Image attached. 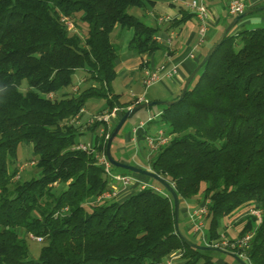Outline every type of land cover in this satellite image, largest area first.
Here are the masks:
<instances>
[{"label": "trees", "instance_id": "trees-1", "mask_svg": "<svg viewBox=\"0 0 264 264\" xmlns=\"http://www.w3.org/2000/svg\"><path fill=\"white\" fill-rule=\"evenodd\" d=\"M150 2L0 0V264H157L178 250L186 264H214L215 252L196 250L176 233L173 199L154 179L141 175L167 195L145 188L98 200L111 190L98 161L110 138L100 134L99 122L83 131V112L91 98L106 100L101 112L122 109L119 118L140 105L112 88L120 58L112 34L131 30L129 48L139 56L162 50L160 29L129 13ZM187 15L170 21V28L194 16ZM233 29L184 99L161 106L138 140L145 142L153 123L165 126L170 141L153 155L150 168L173 183L179 228L190 242L198 243L181 229L185 203L208 202L209 241L225 237L220 227L226 218L261 209V223L247 214L239 237L228 239L253 232L246 254L251 264H264V26ZM79 70L88 77L76 86L98 85L66 92ZM85 134L92 136L93 151L76 148ZM114 140L111 154L123 162L113 153ZM21 144L31 147L35 160L28 179L20 176ZM111 170L139 175L112 164ZM30 236L43 239L37 260L30 255Z\"/></svg>", "mask_w": 264, "mask_h": 264}, {"label": "crops", "instance_id": "crops-1", "mask_svg": "<svg viewBox=\"0 0 264 264\" xmlns=\"http://www.w3.org/2000/svg\"><path fill=\"white\" fill-rule=\"evenodd\" d=\"M151 2L149 5L143 10V18L146 19V24L152 27H158L160 30L157 34L158 41L163 45V49L156 52L154 55L147 57V56H139L134 51L136 55L134 58L128 59L125 62L119 58L117 62V73L118 75L127 74L128 70H133L132 75L133 79L129 83V88L134 87L136 85H143L142 78H143V67L149 69H156L164 64L167 65H178L179 71L178 74L172 79H165L159 83H163L166 91L168 92V98L165 97L163 99H155L153 101H172V99L179 93L180 89L186 78L192 73V71L196 68L197 63L199 62L201 56L204 54L205 50L210 46L226 29V27L233 21L235 17L229 15L228 13V4L231 0H204V3L208 7L211 16V23L209 26L208 33L206 35L205 42L199 46V22L196 16H192L187 18L184 21H181L178 25L170 28L171 24L170 21L177 20L180 21L182 18L187 17L188 13H191L188 8V3L191 0H181L177 3L172 2L171 0H150ZM246 6V10L248 9H264V0H242ZM245 10V11H246ZM162 17H170L171 20L169 22H160V18ZM264 26V10L255 11L254 13L250 14L246 18L242 19L233 31H237L241 28H258ZM131 31V30H130ZM171 34H174V38L170 45L166 43L168 37L170 38ZM132 37L129 35L127 36V44L124 45V49L130 50L129 43ZM122 47V50H124ZM190 53H193L194 58L191 59L189 57ZM128 56V53H127ZM149 64L142 65L143 62H148ZM122 66V69L119 71L118 68ZM143 66V67H141ZM158 84V83H157ZM153 87V86H152ZM132 95L135 96H142L136 92H131ZM129 97V98H130ZM128 97L125 99H129ZM124 99V98H123ZM146 102L150 100L145 99ZM85 115H87L88 110L85 108ZM85 115H83V121H85ZM157 117V116H155ZM88 135L90 138V143H93L92 136ZM81 140V138H80ZM127 142L133 143V138L128 136L126 137ZM81 142V141H80ZM85 143V142H84ZM131 146V144H129ZM128 149L124 146H120L116 149V157L117 159L126 162L132 163L130 160L125 159L122 156V152ZM130 161V162H129ZM135 177L141 182H150L149 179L146 177H142L141 175H135ZM137 188V189H134ZM134 188L130 189L129 191H123L124 193H132L138 191V186H134ZM134 189V190H133ZM129 193V194H130ZM128 194V195H129ZM127 196V195H126ZM125 197V196H124ZM196 203H185L181 208V229L185 233H187L191 238L199 243V245H203L201 239L196 237V235L192 232L191 229V220L189 218V213L192 208H196ZM248 213H244L241 216L237 217L234 221L225 220L224 227L225 230L222 233V236L227 238H237L239 237V233L241 232L244 223L241 221L247 216ZM206 228V227H205ZM207 235V232H205ZM199 238V239H198ZM197 243V244H198ZM214 264H238L239 262L235 260V258L229 254L228 252H215L212 254ZM228 257L234 259V262L231 263L228 261ZM171 262L172 264H186L187 259L183 258V252L178 250L172 252L163 262V264H167ZM197 264H203V262H199ZM240 264V263H239Z\"/></svg>", "mask_w": 264, "mask_h": 264}, {"label": "built area", "instance_id": "built-area-1", "mask_svg": "<svg viewBox=\"0 0 264 264\" xmlns=\"http://www.w3.org/2000/svg\"><path fill=\"white\" fill-rule=\"evenodd\" d=\"M174 3H177L181 0H171ZM188 8L194 16L198 19L199 22V46H201L206 39V35L209 30V26L211 23V16L208 10V7L204 3V0H191L188 3ZM246 10V6L242 0H231L228 4V13L229 15L236 17L242 14ZM171 20L170 17H162L160 18V22H169ZM69 27L72 28V24H69ZM174 38V34H171L169 40H167V44L170 45ZM189 57L191 59L194 58L193 53H190ZM146 63V62H145ZM179 68L178 65L175 64H164L156 69H149L146 68L144 70V77L142 79V84L144 88L147 90L154 86L155 84L165 80V79H172L178 74ZM79 86H76L74 91H78ZM133 98H136V104H142L145 101L144 96L137 97L132 95ZM122 113V109L115 107L112 111H106L105 113L98 114L93 116L88 120L86 123L87 126L93 125L96 122L102 123L100 133L101 135H105L106 140L110 137V129L115 125L114 122L120 114ZM79 118V117H78ZM77 118V120H78ZM152 120V118L148 119L147 122H140L138 126L134 128L135 137L133 138L136 140L138 138V134L141 130H143L147 124ZM170 141V136L166 135V129L160 128L157 131L156 135H147L145 138L146 146L150 153L158 151L162 146L166 145ZM77 149H81L84 151H93V145L91 143H84L80 142L77 146ZM99 163L104 166L106 173L110 178V186L111 190L104 192L98 200L102 199H114L120 198L119 196V189L115 187V185L120 187L121 191L130 190L134 186H138L139 190L145 188H151L156 193L167 195L165 191L158 186L150 185L145 182L139 181L135 175L132 174H118L114 173L111 170V163L109 162L106 153L98 155ZM173 186V183H172ZM248 215H252L256 217L258 223L262 221V210L258 209L257 207H253L249 209L247 212ZM208 214V202L204 205L197 206L196 208H192L189 213V218L191 220V229L192 232L199 237L202 243L205 246H212L224 250L226 252L233 253L237 255L240 259L247 261L248 264H251L248 256L246 254L247 249L249 248L250 242L254 237L253 232L247 233L244 237L238 238L235 240H229L228 238L224 237L220 240L216 241H209L208 236L205 233V218ZM31 239L36 240L38 242H42L43 239L41 237L31 236ZM163 264V263H157ZM167 264H172L171 262Z\"/></svg>", "mask_w": 264, "mask_h": 264}, {"label": "rangeland", "instance_id": "rangeland-1", "mask_svg": "<svg viewBox=\"0 0 264 264\" xmlns=\"http://www.w3.org/2000/svg\"><path fill=\"white\" fill-rule=\"evenodd\" d=\"M143 12H144L143 10L138 9V8H132L129 10L130 14H134V15L138 16L142 21L147 22L146 19L143 18V16H142ZM128 35L130 37H132L133 32L130 30H121L120 28H116L112 34V39H113L114 43L119 46L120 58L121 59L123 58L122 59L123 62H125L128 59L134 58L136 56L133 51H129V50L124 49V45L127 44L126 39H127ZM167 40H169V37L164 41H166V43H167ZM122 47L124 50H122ZM127 53H128V56H127ZM143 63H145V62H143ZM141 67H143V66H141ZM121 69H122V66H120L118 68L119 71ZM141 69H143V77H144L145 67H143ZM132 71L133 70L130 69V70H128L127 74L117 76V78L112 83V88H113L115 93L122 95V97L124 99L127 97L129 98L130 95L132 94L131 92H133V91L138 93L139 95L144 96L145 99H148L150 101H153L155 99H162V100L164 99L165 100L166 96L168 98V92L166 91V88H165L163 83L155 84L153 87H151L147 90L144 88L143 85H141V86L136 85L134 87L129 88V83L131 82L133 77H135V75H137V73H135V75L133 76ZM86 77H88V73L86 71H84V70L77 71V73L74 76L73 86L67 88L65 91L66 92H75L74 89H75L76 85L83 84L82 82H83V80H85ZM85 82H87V81H85ZM85 82H84V85L82 86V88H86L88 86H97L98 85V83H96V81H90V83H88V84H86ZM23 87H24V89H26L25 85ZM82 88L79 87L78 91H80V89H82ZM137 97H139V96H137ZM130 98L135 100V102H136V98H133L132 96ZM170 101H171V99H170ZM134 106H136V105H133L130 108H132ZM105 107H106V100L103 98H91L87 102L86 109L88 110V113H87V115H85L86 114L85 110L83 112V115L86 116L84 119L85 121L82 120L83 121L82 124L84 125L83 131L86 130L85 127L86 128L88 127L86 125V123L88 122V120L90 118H92L95 115L102 114V113L106 112V111L101 112V110L104 109ZM160 111H161V106H154L151 109H148V108L141 109L132 118H130L126 121V123L122 127L119 135L116 137V139L114 140V143H113V153H114L115 157L117 156L116 155V149L117 148H119L120 146H124L127 149V147H128V149L126 151L124 149V152H122V156H124L125 159H127V160H130L132 158L130 160L132 162L131 165H134V166L136 165V166H139L141 168L152 171L150 168V161H151V158L153 157V155L157 151L150 153L147 146H146V142L139 141L138 138H136V140L133 139L132 140L133 143L129 142V141L127 142L126 137L129 136L130 139H131V137L134 138L135 137L134 128L136 126H138L140 124V122H147L148 119H150V118L154 119L155 116H158L160 114ZM120 118L118 117V119H120ZM118 119L115 120V122H114L115 125L117 124V122H119ZM155 120H157V118ZM160 128L165 129V126L161 125L160 123H153L150 126L149 132L151 135H156L158 129H160ZM100 129H101V127L98 129L99 132H100ZM112 129H113V127L110 129V132ZM80 141L85 142V143H90L91 140L88 137V135H84L81 137ZM129 144H131V146H129ZM31 159H32L31 147L25 146L24 144H21L20 148H19V171H20V176L22 178L28 179L35 172V160L33 161ZM132 175H134V174H132ZM168 182L172 185L171 181L168 180ZM145 183L150 184V185H154L153 181H151V183L150 182H145ZM115 187L117 189H119V191H120L119 196L120 197H124L130 193V192L124 193L125 191L127 192L129 190H124V192H123L120 190V187L117 185H115ZM132 188H134V187H132ZM134 189H137V188H134ZM225 220H227V218ZM225 220L223 222H221L220 231L222 233L225 230V227H224ZM207 231H208V226H206V228H205V232H207ZM27 242H28L31 257L33 259L37 260L39 258L40 251H41L44 244L41 242H38L36 240L31 239V236H30V240L28 239ZM228 261L233 263L234 259L228 257ZM243 261L247 263V261H245V260H243Z\"/></svg>", "mask_w": 264, "mask_h": 264}, {"label": "water", "instance_id": "water-1", "mask_svg": "<svg viewBox=\"0 0 264 264\" xmlns=\"http://www.w3.org/2000/svg\"><path fill=\"white\" fill-rule=\"evenodd\" d=\"M264 10L263 8L259 9H248L244 11L242 14L236 16L233 21L226 27V29L223 31L222 35L220 36L219 40L208 50L206 53L205 57L202 59V61L197 65V67L192 71V73L188 76V78L185 81V84L183 86V90L179 98L172 100V101H152V102H144L140 105H136L132 108H129L127 112L120 118L119 122L117 123L107 145V151H106V156L109 160V162L118 168L124 169L126 171L143 175L148 178L154 179L158 183H160L166 190L167 192L171 195L174 203V212H175V226H176V233L183 239L185 244L188 246L199 250V251H205V252H226L224 250H221L216 247L212 246H205V245H199L196 243L190 242L187 238L184 237V235L181 233L180 228H179V219H180V199L179 196L175 190V188L164 178L156 174L155 172H152L150 170L134 166L128 163H123L120 161H117L113 158L111 154V145L113 140L116 138V136L120 133L122 127L126 123V121L130 118H132L139 110L145 109V108H151L154 106H171L173 104H177L180 101H182L189 89V86L195 76L198 74L200 69L210 60L212 54L216 50V48L223 42V40L226 38V36L232 31V29L244 18L249 16L250 14L254 13L255 11H261ZM231 254L237 261H239L241 264H247L244 262L242 259H240L237 255L228 252Z\"/></svg>", "mask_w": 264, "mask_h": 264}]
</instances>
